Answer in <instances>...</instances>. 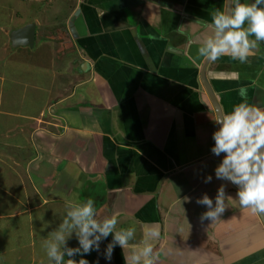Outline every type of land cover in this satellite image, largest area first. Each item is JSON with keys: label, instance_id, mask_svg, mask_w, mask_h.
I'll use <instances>...</instances> for the list:
<instances>
[{"label": "crops", "instance_id": "crops-1", "mask_svg": "<svg viewBox=\"0 0 264 264\" xmlns=\"http://www.w3.org/2000/svg\"><path fill=\"white\" fill-rule=\"evenodd\" d=\"M227 4L74 0L61 20L55 6L45 20H0V264H49L42 242L88 198L97 219L117 212L118 228H136L107 260L110 234L84 255L89 264H125L150 227L160 232L154 264H264L258 213L215 176L224 154L211 151L219 125L200 75L220 115L241 102V88L264 107V46L246 63L189 60ZM31 22L33 46L11 47L10 33ZM221 185L225 212L202 221L197 199L215 205ZM68 246H79L74 234Z\"/></svg>", "mask_w": 264, "mask_h": 264}, {"label": "clouds", "instance_id": "clouds-1", "mask_svg": "<svg viewBox=\"0 0 264 264\" xmlns=\"http://www.w3.org/2000/svg\"><path fill=\"white\" fill-rule=\"evenodd\" d=\"M207 26L212 31L202 40L198 39L196 53L190 55V62L200 58L215 62L228 56L246 63L264 46V0H228L225 7L215 9ZM240 96V103L215 120L219 127L213 133L215 144L211 151L216 156L224 154L215 168V176L237 186L242 208L264 214V107L249 103L244 88L240 89ZM211 180L209 175L205 183ZM225 199L224 185L217 190L215 205L207 194L197 199V204L207 208L201 214V220H218L227 208ZM118 217L119 213L114 212L110 217L97 219L92 198L83 203L70 204L62 221L42 242L49 264H89L84 255L93 250L99 251L100 243L110 234L112 240L106 247L105 259L111 260L114 248L119 245L125 250L136 234L135 226L118 228ZM73 234L78 240V247L68 246ZM159 236L158 227L148 228L141 246L131 249L130 254L124 256L125 264H154L152 241ZM77 255L81 257L79 260L74 258Z\"/></svg>", "mask_w": 264, "mask_h": 264}, {"label": "rangeland", "instance_id": "rangeland-1", "mask_svg": "<svg viewBox=\"0 0 264 264\" xmlns=\"http://www.w3.org/2000/svg\"><path fill=\"white\" fill-rule=\"evenodd\" d=\"M49 2L52 4L49 5ZM73 3L74 0H0V20L11 19L13 20V25H21L23 20L26 22L30 19L45 20V18L48 19L47 14L51 17L54 15L53 6L60 10L57 19L61 20L63 11L68 12V5ZM7 25L9 29L12 28L9 26L10 24L6 23L5 26ZM39 28L40 27H37V30H39ZM64 38L68 39L67 35L64 36ZM60 81L62 82L65 80L64 78H60Z\"/></svg>", "mask_w": 264, "mask_h": 264}, {"label": "water", "instance_id": "water-1", "mask_svg": "<svg viewBox=\"0 0 264 264\" xmlns=\"http://www.w3.org/2000/svg\"><path fill=\"white\" fill-rule=\"evenodd\" d=\"M78 13H79V10H76L75 15H77ZM35 29H36L35 23L31 22L22 28L12 31L9 36L11 47L15 48L18 46H25V47L31 48L34 43ZM200 75H201V81L203 83V86L210 96V99L215 107L217 118H218L220 116V112L215 102V99L213 98L208 86L206 85L203 72ZM258 215H259L261 222L264 225V214H258Z\"/></svg>", "mask_w": 264, "mask_h": 264}, {"label": "flooded vegetation", "instance_id": "flooded-vegetation-1", "mask_svg": "<svg viewBox=\"0 0 264 264\" xmlns=\"http://www.w3.org/2000/svg\"><path fill=\"white\" fill-rule=\"evenodd\" d=\"M71 17H72V18H71V20L69 21V24H70V23H71V24H70V26L67 28V31H66L67 34L65 33L67 36H68V34H70L71 36H72V34H73L70 28H73V29H74V27H73V26H74V25H73V19L76 17V15H75V11L73 12V15H72ZM72 25H73V26H72ZM202 84H203V83H202ZM205 90H206V89H205ZM206 92H207V91H206ZM216 114H217V113H216Z\"/></svg>", "mask_w": 264, "mask_h": 264}]
</instances>
